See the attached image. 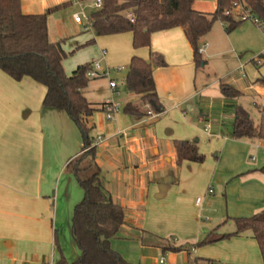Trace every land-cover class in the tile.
Returning <instances> with one entry per match:
<instances>
[{"label": "crops", "instance_id": "obj_1", "mask_svg": "<svg viewBox=\"0 0 264 264\" xmlns=\"http://www.w3.org/2000/svg\"><path fill=\"white\" fill-rule=\"evenodd\" d=\"M20 3L24 15H41L64 6L47 19L48 39L60 42L63 51L68 46L81 47L73 42L69 27L92 30L74 23L72 16L80 10L74 0ZM193 8L211 14L216 0L210 8L195 4ZM246 23L236 28L243 35L240 41L225 32L222 22L220 31L211 30L201 38L204 63L198 67L180 27L153 33L150 47L139 49L133 48L131 33L94 34L101 47L95 60L102 51L106 53L104 69H125L132 57L149 60L151 53L164 61L153 65L160 113H145L139 97L125 86L123 105L132 103L143 111L141 116L122 111L107 121L101 110L103 102H99V110L87 118L105 199L125 212L124 225L111 239V248L128 263L133 260L120 247L124 240L137 239L133 248L138 246L142 259L147 250L157 262L159 250L168 245L165 237L192 245L209 234L231 235L236 231L233 219L249 218L264 209V142L231 137L236 107L245 110L254 125L260 121L258 107H264V64L247 63L243 78L237 70L242 63L238 53L251 45L244 32L248 28L259 34L252 25L242 27ZM257 48V53L264 52ZM215 60L224 61L225 74H220ZM110 81L117 84L116 92L109 88L110 92L119 96L117 81ZM221 85L233 87L240 97L223 98ZM45 94L46 88L32 79L15 81L0 70V264H55L57 247L68 262L80 256L71 226L83 190L68 165L81 154V134L65 113L43 107ZM185 142L198 148L204 156L202 163L181 159ZM159 258H163L162 264H194L195 260L196 264H207L206 260L212 264H263L250 232L170 253L166 263L163 256Z\"/></svg>", "mask_w": 264, "mask_h": 264}, {"label": "trees", "instance_id": "obj_2", "mask_svg": "<svg viewBox=\"0 0 264 264\" xmlns=\"http://www.w3.org/2000/svg\"><path fill=\"white\" fill-rule=\"evenodd\" d=\"M86 2L88 0H74ZM102 7L90 14V27L95 36L132 34L134 49L150 47L153 33L173 28H182L192 48L193 60L198 67L204 62L199 53V41L207 35L216 21L223 23L226 33L234 31L245 21L234 16H224L236 6L258 18L264 24V0H216L215 11L202 13L193 8L195 0H101ZM64 6L54 7L41 15H24L20 0H0V70L15 81L30 78L46 88L43 107L65 113L78 128L82 139V151L69 162V171L83 190L82 200L74 207L71 234L80 256L75 262H68L59 247V259L55 264H131L113 251L110 241L124 225V209L105 199L100 183L101 171L96 163L91 128L87 118L99 110L87 101L83 92L87 88L86 76L89 64L78 66L70 76L63 70L65 53L60 42H50L47 32L48 16ZM126 12H131L130 22ZM89 41L86 45L93 43ZM163 64L160 55L150 54L149 60L132 57L125 77V86L130 94L139 97L142 106H148L154 113L161 112L153 81V65ZM225 99H236L240 92L228 85H221ZM260 121L254 125L249 114L240 107L235 109L232 125L233 139H257L264 142V107H258ZM123 112L141 116L143 111L132 103L123 107ZM181 159L202 163L204 156L194 144L183 143ZM264 173V167L261 169ZM236 231L231 235H207L196 244L176 245L168 241L162 251L178 253L189 246L208 245L233 235L250 232L258 244L264 264V209L249 218L233 219ZM194 261V264H196ZM207 264L212 261L206 260Z\"/></svg>", "mask_w": 264, "mask_h": 264}, {"label": "rangeland", "instance_id": "obj_3", "mask_svg": "<svg viewBox=\"0 0 264 264\" xmlns=\"http://www.w3.org/2000/svg\"><path fill=\"white\" fill-rule=\"evenodd\" d=\"M214 1L215 0H203V1L195 0L194 4L200 6L201 8H210L211 6H213ZM82 6L84 7V11H85L87 16H90V14L94 11V9L92 7V2H90V1L89 2L88 1L83 2ZM78 9H79V7H78ZM236 11L237 10L233 11L234 14L236 13ZM126 14H127V12L125 13V15ZM245 22H247V23L243 24L242 27H244L245 25H252L253 27H255L259 31V34H255L253 32V30H248V28L244 32L245 38L251 39L250 40L251 45H250L249 49L243 50L240 53H238V55H237L239 61L242 62L238 66V69H237L240 71V73H241L240 76L242 78L244 75L246 76L245 65L247 63H249L251 66H253V63L256 62V60H260L262 62V64H264V52L257 53V52H259L257 47H259L261 50L262 49L264 50V24L262 21L259 20V22L261 24V28H258L257 26H255L253 24V22L251 20H248ZM220 27H222V25L220 24V21H216L214 23V25L212 26L211 30L212 31H215V30L220 31L219 30ZM239 29L240 28L231 32L232 35H235L234 37L237 39V41H240L242 36H243V35L238 34ZM69 32H70L69 34H71V36L73 37V42H78L79 46H81V47L78 49H76V48L69 49V46L64 48L65 59L63 60L62 65H63V70L67 76H70L71 73L73 72V70L77 66L85 65V64L89 63L92 59L93 60L97 59L99 56L100 49H101V47H99L97 38L94 37V33L92 30L84 32L82 29H76L75 27L71 26V27H69ZM91 40H95V41L91 44L86 45L87 42H89ZM241 48L243 49V48H248V47L242 46ZM214 62L218 65L220 74H225L226 67H225L224 61L223 60H215ZM127 70H128V67L125 66L124 71L121 73H116L115 71L112 70V72L110 73L109 76L101 77V78L94 79V80H89L87 88L84 91V94H85L87 101L94 104L95 106H97L99 102H103V103H105V102H118V103L121 102V103H119V105H120L119 112H122L123 107H124L123 104L125 103V100H126L122 91H123V89H125L124 88L125 87V77L127 74ZM110 79H115L117 81L118 91L120 92L119 96L113 95L110 92L109 87H108ZM143 107L144 108H142V109L146 113L148 106H143ZM252 117H253L254 122L256 123L257 118L255 115H253V113H252ZM164 239H166L168 241H172L176 245H184L183 239L178 240L177 238H174V237H165ZM134 240H137V239L131 238L130 241L124 240L125 242H121V246H120L121 249L123 250L124 254H126L127 256L129 254L131 256V258L133 260L132 264H162L159 262L160 256H163L165 258V263L167 262V260L169 258V254L171 252H165L164 253L162 250H159L157 262L155 261V258H154L155 256L153 255V253L150 251H147V250H145L143 252L144 255L147 256L146 259L143 260L142 257L140 256L139 251H138V246H136V249L133 248L134 243L138 244L137 241L133 242ZM145 244H147L146 241H145ZM149 244H151V243H149ZM149 249H151V248H149Z\"/></svg>", "mask_w": 264, "mask_h": 264}, {"label": "built area", "instance_id": "obj_4", "mask_svg": "<svg viewBox=\"0 0 264 264\" xmlns=\"http://www.w3.org/2000/svg\"><path fill=\"white\" fill-rule=\"evenodd\" d=\"M89 1L92 2V7L94 10L101 9V7H102V1L101 0H88V2ZM198 1H203V0H198ZM77 5L79 6L80 10L78 12L74 13L72 16L74 23L90 27V23H91L90 16H87L85 14L84 7L82 6L81 2H77ZM235 10H237V11L234 14L233 11H235ZM125 16L130 22L134 21V16L131 12H127V14ZM224 16H234V18L236 20H240V21L251 20L255 26H257L258 28H261V24H260L259 20L256 17H254L250 13V11L244 10L241 6H236L232 11H225ZM202 49L203 48L199 49L200 54L203 51ZM105 55H106L105 51H102V55H101L100 59L92 61L91 63H89V69H88L87 74H86L88 80H94V79H98V78L106 77V76L110 75L112 70L104 69L103 65H102V62H103ZM259 62H260V60H256V63H259ZM113 71H115L116 73H121L124 71V67H116L115 69H113ZM109 88L111 89L112 92L115 93L116 88H117L116 82L109 81ZM147 108L148 109H147L146 113L149 116H155L156 115V113L151 111V109H149V107H147ZM101 110L103 111L106 120L111 121L114 119L115 115L119 112L120 105L118 102H105L101 105ZM263 154H264V150H263ZM251 161H254V158H251ZM212 192H213L212 189L208 190L209 194H212ZM196 203L200 204L201 199L197 198ZM163 261H164L163 258H161L159 260L160 263H163Z\"/></svg>", "mask_w": 264, "mask_h": 264}]
</instances>
